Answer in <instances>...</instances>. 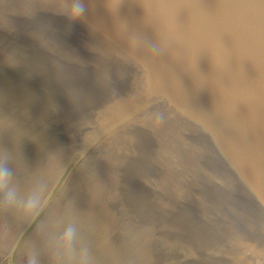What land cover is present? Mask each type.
Returning a JSON list of instances; mask_svg holds the SVG:
<instances>
[{
  "label": "water",
  "instance_id": "1",
  "mask_svg": "<svg viewBox=\"0 0 264 264\" xmlns=\"http://www.w3.org/2000/svg\"><path fill=\"white\" fill-rule=\"evenodd\" d=\"M82 3L0 0V199L25 213L0 264L68 226L96 264H264V0Z\"/></svg>",
  "mask_w": 264,
  "mask_h": 264
},
{
  "label": "rangeland",
  "instance_id": "2",
  "mask_svg": "<svg viewBox=\"0 0 264 264\" xmlns=\"http://www.w3.org/2000/svg\"><path fill=\"white\" fill-rule=\"evenodd\" d=\"M24 217L25 213L11 209L10 206L4 204V200L0 199V259L6 256ZM51 241V235L43 236L39 239V243L29 239L19 252L18 264H30L31 261L35 264H77L82 261L80 258L72 257L75 250L73 246L71 255H69L67 248H59L60 244L52 245ZM60 256H64V260Z\"/></svg>",
  "mask_w": 264,
  "mask_h": 264
},
{
  "label": "clouds",
  "instance_id": "3",
  "mask_svg": "<svg viewBox=\"0 0 264 264\" xmlns=\"http://www.w3.org/2000/svg\"><path fill=\"white\" fill-rule=\"evenodd\" d=\"M71 12L79 16L84 12V5L82 0H72ZM11 183V172L6 167L3 159H0V192H5V199L8 203H15L17 199V194L15 189L9 188ZM39 207V197L37 194H32L28 197L26 203L24 204V211L34 212ZM75 238V228L68 226L63 233V240L65 242V247L71 255L72 242ZM30 264H35L34 261H31Z\"/></svg>",
  "mask_w": 264,
  "mask_h": 264
},
{
  "label": "bare ground",
  "instance_id": "4",
  "mask_svg": "<svg viewBox=\"0 0 264 264\" xmlns=\"http://www.w3.org/2000/svg\"><path fill=\"white\" fill-rule=\"evenodd\" d=\"M88 243H89L88 241L85 242V240H84V243L82 244V246L85 250L88 249V245H89ZM80 255H81V258L83 260V264H96V260L92 259V257L89 254H88V256H85V254L80 253ZM77 264H79V263H77Z\"/></svg>",
  "mask_w": 264,
  "mask_h": 264
}]
</instances>
